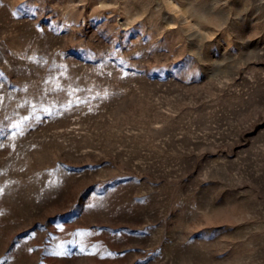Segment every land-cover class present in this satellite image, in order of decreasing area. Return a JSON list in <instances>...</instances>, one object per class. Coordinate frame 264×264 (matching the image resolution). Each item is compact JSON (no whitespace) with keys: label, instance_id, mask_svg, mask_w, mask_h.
I'll return each instance as SVG.
<instances>
[{"label":"rangeland","instance_id":"rangeland-1","mask_svg":"<svg viewBox=\"0 0 264 264\" xmlns=\"http://www.w3.org/2000/svg\"><path fill=\"white\" fill-rule=\"evenodd\" d=\"M0 264H264V0H0Z\"/></svg>","mask_w":264,"mask_h":264}]
</instances>
